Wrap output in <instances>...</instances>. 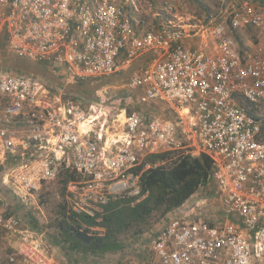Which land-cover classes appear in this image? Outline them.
<instances>
[{"label": "built area", "instance_id": "1", "mask_svg": "<svg viewBox=\"0 0 264 264\" xmlns=\"http://www.w3.org/2000/svg\"><path fill=\"white\" fill-rule=\"evenodd\" d=\"M144 2L170 16L160 31L139 34L129 8L111 0H0V47L31 63L63 67L77 84L154 54L126 89L140 91V105L161 103L170 112L106 121L103 103L83 109L32 76L0 69L3 182L29 206L62 169L76 171L83 179L68 186L72 210L101 220L110 198L141 195L133 170L146 157L206 154L228 220L211 225L202 217L209 197L201 187L152 237L149 264H264V140L246 108L264 115V56L239 52L229 35L264 30V6L244 1L229 19L208 25L182 21L176 0ZM193 38L202 45L195 51L185 45ZM107 129L117 130L113 139L102 137ZM7 237L18 246L6 257L0 253V264H55L23 218L0 214V251Z\"/></svg>", "mask_w": 264, "mask_h": 264}, {"label": "trees", "instance_id": "2", "mask_svg": "<svg viewBox=\"0 0 264 264\" xmlns=\"http://www.w3.org/2000/svg\"><path fill=\"white\" fill-rule=\"evenodd\" d=\"M233 32L239 36L238 30ZM16 59L9 63L10 67L19 65ZM246 108L260 122L261 138L264 140V115L260 117L257 114L260 112L258 107L255 109L246 105ZM133 172L139 176L141 195L128 197L126 194L124 197L110 198L103 208L101 220H98L72 210L68 186L83 178L76 171L62 169L55 181L59 198L48 226L55 231L53 240L58 238L59 245L85 255L122 251L129 240L151 232L214 177L213 161L208 155L192 156L175 152L150 155ZM210 222L213 225V221Z\"/></svg>", "mask_w": 264, "mask_h": 264}, {"label": "crops", "instance_id": "3", "mask_svg": "<svg viewBox=\"0 0 264 264\" xmlns=\"http://www.w3.org/2000/svg\"><path fill=\"white\" fill-rule=\"evenodd\" d=\"M118 1H120V0H111V2H113L116 5H118L117 4ZM122 1L124 3H126L125 7L129 8V14L134 19V24H135L134 26H135V28L139 34H145L148 32L160 31L161 26L166 25L165 21H169L170 16L163 9L152 8V9H158V10L164 11L166 14L164 12L161 13L159 11H154V13H153L152 9L149 10L150 8H148L145 5L144 0H137L136 6H134V7L130 3V0H122ZM228 1L231 4L230 7L227 8V10L230 11L229 13H227V12H219V13L208 12L206 14V16H204L203 18H200V20H197V19H195V20L198 21L197 23H202V24L204 23V24L210 25L211 24V23H209L210 20L217 19V22H219L220 20L225 19V18L229 19L230 15L244 1H251L252 3H254L260 7L264 6V0H228ZM226 3L227 2L225 1V5H226ZM118 6H120V5H118ZM120 7L125 8L124 6H120ZM135 7H137L139 11H136ZM149 11L151 12L150 16H152V18L153 17L155 18L154 23L156 24L154 27H151V28H150V26H148L149 21L146 18L147 16H143L144 13L145 14L149 13ZM161 14H163V16ZM182 14H185V13H182ZM181 19H182V21H184V19L185 20H191L188 16L182 17ZM170 20H171L170 22H172V19H170ZM145 26H147V28ZM184 27L188 30L190 29V27L187 25H185ZM150 29H152V30H150ZM238 31H240V30H238ZM185 45L189 50L195 51V50L201 48V46H202L201 45V39L200 38L188 39L185 41ZM1 48L6 49L3 45H1ZM246 53L250 54V53H256V52L255 51L253 52L250 49H247ZM259 54L264 56L261 53H259ZM16 57H17L16 55H14L10 52L9 56L5 60V62L1 63L3 68L12 69V70L17 71L18 73H20L22 75H28V76H32V77L38 79L39 81L43 82L49 89L54 91L57 95H61L64 100L65 99L78 100V101L82 102V104H83L88 99V98L84 97L85 95H86V97H89V96H91V94L96 93L100 96L101 100L99 99L100 101H93L90 103V105L92 106V105H97L99 103H103L102 105H99V106H102V110L105 112V115L109 116V117H106V121L110 120L111 122H114L116 118H119V120H121L123 122L124 121L123 119L125 118L126 115L136 113V111L134 112V102H135V106L137 104L140 105L139 102L137 101V98H138V95L140 94V91H136L135 93H129L126 89V86H127L128 82L130 81V79L133 77V75L137 71H140L143 67H145L148 63L151 62V60L154 57V54H145V55L141 56L140 58H138L137 60H135L131 65L124 67L119 73H117L111 77H108V78H102V79L94 80L97 83L95 84V82H94L91 85L90 84H77V83L71 81L69 76H68L66 69L63 67H52L49 65L35 64V63H31L29 61L26 62V60L21 59L19 57H17V59H16ZM14 59H16L18 61L19 65H17L15 68H12V66L10 67L9 63L14 61ZM121 89H122L121 92L114 93V91H116V90L119 91ZM109 95H110V98L107 99V97ZM118 95H121L124 102H121L119 100V101H114L115 103H112L111 97L113 99H117V98H115V96H118ZM124 105H126V106H124ZM153 105L161 106V105H165V104L158 103V104H153ZM140 106H143V105H140ZM169 115H170V112H167L163 116V118H168ZM103 123L104 122L101 121V124H103ZM98 126L99 125H96L95 129H98V128H96ZM111 127L112 126H110V128ZM83 130H84V128H83ZM120 130L122 131L123 128H120ZM116 131L117 130H111V129L108 130L107 129L106 131L102 132L101 135L105 139H113V137H114L113 135L116 134ZM5 172H6V168H3L2 166H0V214L6 215V216L15 215V216H19V217L23 218L24 225L26 228H28L29 232L32 235H35L36 238L43 240L42 237L46 238V235H44V233H42V232H44V230H42L39 227V224L37 222L38 219H37V216H35V214L28 212L24 215H21V214H19L20 213L19 210H18V212H16V208H13V209L9 208L11 206L9 204H7L8 202H6V196H8V193H12L11 192L12 190L9 187H7L3 182V180L5 178ZM13 195L17 196L15 194H13ZM12 210L14 212L11 213L10 211H12ZM170 215H171V213L162 222L160 221V223L155 226V228L151 231V233H152L151 237H154L159 231H161L162 228H164V226L168 222V218ZM46 239H47L48 243H50L49 237H47ZM57 242H58V238H55V245L54 246L60 247V245ZM16 243L17 242L15 240H12L11 237L10 238L9 237L4 238L2 248L0 251V253L2 254V257H6L7 254H10L11 252H15V249L18 246V244H16ZM47 247H48V250L51 248L49 246H47ZM50 250H49V252L51 253L52 257L54 258L55 264H61L60 263L61 260L66 261L69 264H84L83 261H85V259L88 260V258L85 256V254H82V253H77V252L71 251L68 254L65 253L66 256L65 255L61 256L59 254V252H56L58 250H56L55 248L50 249ZM68 251H69V249H68ZM69 254H73L72 256L74 258L70 257V258L66 259L67 257H69ZM81 257H82V259L78 260ZM72 260H73V262H72ZM76 261H78V262H76ZM149 262H150V260L146 258L145 264H149ZM19 263L23 264V261L20 260Z\"/></svg>", "mask_w": 264, "mask_h": 264}, {"label": "rangeland", "instance_id": "4", "mask_svg": "<svg viewBox=\"0 0 264 264\" xmlns=\"http://www.w3.org/2000/svg\"><path fill=\"white\" fill-rule=\"evenodd\" d=\"M225 1L227 2L226 5H225ZM117 4L120 6H124V7L126 5V3H124L122 0L118 1ZM175 4L177 7L176 14L182 17L188 16L191 19V23H193V21L197 22L195 19L200 20V18H203L204 16H206L207 14L206 12H210V13L227 12L229 13L230 11H228L227 8L230 7L231 5L228 0H224V1L223 0H176ZM154 11H159L161 13L164 12L158 9H152L153 13ZM150 13H151L150 11L149 13H146V14L144 13L143 16H147L146 18L149 21L148 26H150L151 28V27H154L156 24L154 23L155 18L154 17L152 18V16H150ZM182 13H185V14H182ZM161 15L163 16V14ZM145 27L147 28V26ZM238 32H239V36H237V34L233 31L229 32V35L236 42V46L239 52L246 53V50L250 49L253 52L255 51L256 53H261L264 55V31L262 29L243 28V29H240V31ZM5 50L6 49H3L0 47V65L1 63L5 62V60L9 56L10 52L8 50L6 51ZM0 69L15 71L12 69L3 68L2 65L0 66ZM94 82L95 84L97 83L96 81L91 80V81H88L86 84L91 85ZM121 91L122 89L119 91L116 90L114 91V93H118ZM98 96L99 95L96 93L91 94V96L89 97H86L85 95L84 97L88 99L83 104L81 102L82 108L87 109L91 106L90 105L91 102L100 101L101 98L100 96L99 97ZM109 98H110V95L107 97V99ZM115 98L117 99H113L111 97L112 103H115L114 101H119V100H121V102H124L121 95L115 96ZM135 111L136 113H141L146 116L163 117L168 112V108L166 105L140 106L137 104L135 106V102H134V112ZM205 187H206L205 192H207V197H209V200L207 202V205L204 206L199 212L202 213V217L207 218L209 221L219 220L221 222H226L228 219L225 213L224 206L219 200L215 199L216 189H217L216 181L213 179ZM48 192L50 193V195H46V193ZM202 195H205L204 192H202ZM58 198L59 196L57 194V184L54 181V182H51L45 185L43 191L38 195L36 201H34V203L29 202L30 203L29 206L25 205L24 202L19 197L14 196L13 193H8V196H6V202H8L7 204L11 206L9 208H12V209L16 208V212H18L19 210L20 211L19 214L21 215H24L28 212L35 214V216H37V219H38L37 222L39 224V227L42 230H44V232L42 233L46 235V238L49 237V240H50V243H48L47 239L42 237L43 240L40 239L42 243L51 247L50 249L55 248L56 250H58L56 252H59L61 256H64V255L66 256V254L70 253L72 250L69 249L68 251V249L65 248V246L63 247L62 245H60V247L54 246L55 240H53V238L55 236V233H54L55 231L53 229L48 228L51 222V217L53 215L52 210L54 209ZM10 212L12 213L14 211L12 210ZM97 230L103 232L102 229H97ZM151 236H152V233L149 232L145 234L144 236H141L137 239H131L127 242L126 247L122 251H119V252L108 253V254L99 255V256L98 255L96 256L95 255H85L88 258V260L85 259L83 263L84 264H145V259L147 258L151 260V256H152V251L150 249V243H151L150 240L152 239ZM72 255L73 254H69V257H67L66 259L73 257ZM81 259L82 257L78 260H81ZM60 263L69 264L68 262L62 261V260Z\"/></svg>", "mask_w": 264, "mask_h": 264}, {"label": "bare ground", "instance_id": "5", "mask_svg": "<svg viewBox=\"0 0 264 264\" xmlns=\"http://www.w3.org/2000/svg\"><path fill=\"white\" fill-rule=\"evenodd\" d=\"M83 128L85 129V128H87V126L83 125V126L81 127V129L83 130Z\"/></svg>", "mask_w": 264, "mask_h": 264}]
</instances>
